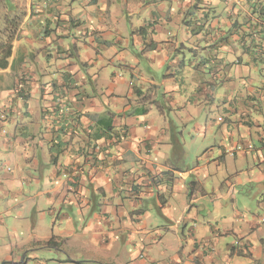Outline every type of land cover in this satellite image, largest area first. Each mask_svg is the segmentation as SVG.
<instances>
[{"label":"crops","instance_id":"0c3cea01","mask_svg":"<svg viewBox=\"0 0 264 264\" xmlns=\"http://www.w3.org/2000/svg\"><path fill=\"white\" fill-rule=\"evenodd\" d=\"M8 36L0 197L54 225L0 208V264H264V203L221 227L186 169L258 166L264 200V0H0Z\"/></svg>","mask_w":264,"mask_h":264},{"label":"rangeland","instance_id":"374dc122","mask_svg":"<svg viewBox=\"0 0 264 264\" xmlns=\"http://www.w3.org/2000/svg\"><path fill=\"white\" fill-rule=\"evenodd\" d=\"M193 148H191L190 150H192ZM219 149L218 151H216V153L219 155ZM215 152V151H214ZM192 156H191V160H188V166L186 169H194L195 167L198 166V164H200V170L198 172H195L194 176L191 178V183H196L197 186L200 188L199 196L200 198L203 196L204 193H206V195L208 194L207 198L209 197V200H207L206 202V210H208V212L215 210L217 212H222L221 216L223 220L218 221L219 225L221 227H233L236 230H239V227H243L244 229H246V226L248 225V223L246 221H241V220H235V213H239L242 215L247 214V210L245 208H249V210H252L254 214H256V212H261L262 207H260V203L263 204V201L258 200V198L256 196V189L258 188L257 186H253V190H252V195L255 196L254 198H252V200H250L248 197H243V196H248V186L247 183L250 179L255 180V178H257L259 176V174L255 171L258 170V166L257 167H253L251 170H248L247 165L244 163H240L239 166L241 167H237V170L239 171V173H234L235 169L234 166H232V162H238L237 159L230 157V155L223 161V162H228V165H222V167L218 170L214 164V162H211L210 164H208L209 160H208V156L211 155L210 150H207V148L201 150L199 153L193 152L191 151ZM207 154V156L205 157V155ZM220 157V155H219ZM239 162H244V161H239ZM11 171V169H14L13 166H9L8 167ZM241 171H243V173H241ZM229 184H231L232 188L235 189V194H232V188H231V192H229L228 186ZM204 190H203V189ZM25 189V193L27 195L28 194V189ZM214 191V192H213ZM32 195L34 196V192H32ZM215 195L218 197H221L222 200H214L215 199ZM242 196V197H241ZM23 198L20 199H16V201L14 202L13 205V200H9V204L7 202V200L3 199L2 197H0V208L1 210H5L8 209L10 206H15L18 205L19 206V201L24 203V208L26 210V216L27 217H20L18 216V214L16 213V209L14 208V215H9L7 214V212H5L7 215H5V222L8 223L10 225V227L12 225L17 226V228H25V227H30L32 224V216L28 213V209L30 207H34L35 206L39 207V212L45 211L46 210V215H48L47 210H48V204L46 202H40V200L42 199H33V200H26L25 196L22 195ZM233 197L235 199L236 205L233 206L235 208V210L232 209L231 206V200ZM211 198V200H210ZM44 200V199H43ZM213 201H216V206L213 205ZM184 202V201H183ZM60 207V206H59ZM68 208V207H67ZM67 208H64L63 211L67 212ZM257 209V210H256ZM58 210V209H57ZM205 210V209H202ZM256 210V211H255ZM192 212V211H191ZM193 212H196L195 210H193ZM198 214V217H202L203 219H208L209 218V214ZM178 214L181 213V211H177ZM41 216V215H39ZM54 219V218H53ZM49 215L45 218V224L42 225L41 223V227H37L36 231L38 233H45V231L47 230V225L50 227L53 226L54 224H52V220H53ZM202 220V219H201ZM41 221V219H40ZM56 227L59 226V223L57 222V224H55ZM44 227V228H43ZM46 227V228H45ZM181 233L179 234L180 237ZM187 236H189L188 232L186 234ZM231 235V234H230ZM263 234L258 235V238L262 237ZM227 237H225L226 239ZM229 240H233V236L228 237ZM239 241V240H238ZM241 243H243L244 240H240ZM8 242V241H7ZM5 241H0V257L4 256L3 253V248H5ZM10 243V242H9ZM241 246H243V244H241ZM57 256V254H55ZM211 264V263H208ZM220 264V263H219ZM224 264V263H223Z\"/></svg>","mask_w":264,"mask_h":264},{"label":"trees","instance_id":"16d2710c","mask_svg":"<svg viewBox=\"0 0 264 264\" xmlns=\"http://www.w3.org/2000/svg\"><path fill=\"white\" fill-rule=\"evenodd\" d=\"M13 38L8 36L7 38L0 40V70L6 69L9 65V60L12 55Z\"/></svg>","mask_w":264,"mask_h":264},{"label":"built area","instance_id":"2783aa9c","mask_svg":"<svg viewBox=\"0 0 264 264\" xmlns=\"http://www.w3.org/2000/svg\"><path fill=\"white\" fill-rule=\"evenodd\" d=\"M241 243V241H238V242H236L235 244H236V246H238V244H240Z\"/></svg>","mask_w":264,"mask_h":264}]
</instances>
